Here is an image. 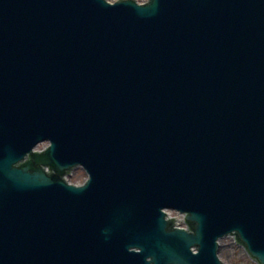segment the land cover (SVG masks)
I'll return each instance as SVG.
<instances>
[{
	"label": "water",
	"instance_id": "95a60500",
	"mask_svg": "<svg viewBox=\"0 0 264 264\" xmlns=\"http://www.w3.org/2000/svg\"><path fill=\"white\" fill-rule=\"evenodd\" d=\"M230 235L264 264V0H0V264H222Z\"/></svg>",
	"mask_w": 264,
	"mask_h": 264
},
{
	"label": "rangeland",
	"instance_id": "374dc122",
	"mask_svg": "<svg viewBox=\"0 0 264 264\" xmlns=\"http://www.w3.org/2000/svg\"><path fill=\"white\" fill-rule=\"evenodd\" d=\"M110 2H114L115 0H108ZM138 2H142L145 0H137ZM45 143L42 144L39 149L43 148ZM86 178V174L81 168H77L72 172V174L68 177L70 182L80 184ZM173 214V213H171ZM219 252L218 257L224 264H255L253 261L249 259L245 251L236 245L232 238L227 237L220 241L219 243Z\"/></svg>",
	"mask_w": 264,
	"mask_h": 264
},
{
	"label": "bare ground",
	"instance_id": "6f19581e",
	"mask_svg": "<svg viewBox=\"0 0 264 264\" xmlns=\"http://www.w3.org/2000/svg\"><path fill=\"white\" fill-rule=\"evenodd\" d=\"M71 174H72V173H71ZM65 177L68 178L69 176H65ZM68 183H70V184H75V183H73V182H70L69 180H68Z\"/></svg>",
	"mask_w": 264,
	"mask_h": 264
}]
</instances>
